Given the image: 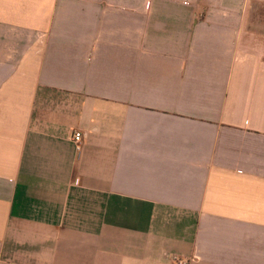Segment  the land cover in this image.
Here are the masks:
<instances>
[{"label": "crops", "instance_id": "1", "mask_svg": "<svg viewBox=\"0 0 264 264\" xmlns=\"http://www.w3.org/2000/svg\"><path fill=\"white\" fill-rule=\"evenodd\" d=\"M0 264H264V0H0Z\"/></svg>", "mask_w": 264, "mask_h": 264}, {"label": "built area", "instance_id": "2", "mask_svg": "<svg viewBox=\"0 0 264 264\" xmlns=\"http://www.w3.org/2000/svg\"><path fill=\"white\" fill-rule=\"evenodd\" d=\"M82 138H83V135H82V133H80V132H77V133L74 135V141L76 142V144L78 145V147H79L80 144H81Z\"/></svg>", "mask_w": 264, "mask_h": 264}]
</instances>
